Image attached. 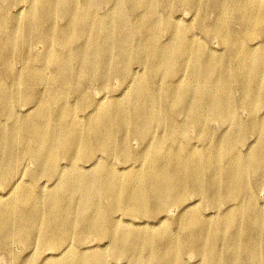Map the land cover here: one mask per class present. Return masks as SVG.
Instances as JSON below:
<instances>
[{
  "label": "bare ground",
  "instance_id": "1",
  "mask_svg": "<svg viewBox=\"0 0 264 264\" xmlns=\"http://www.w3.org/2000/svg\"><path fill=\"white\" fill-rule=\"evenodd\" d=\"M158 1L0 0V254L18 244L17 264H264V0ZM212 37L225 53H209ZM99 79L108 100L80 96ZM154 128L176 145L151 143ZM187 128L200 146L182 142ZM27 160L34 169L19 171ZM40 180L55 191H36ZM37 242L41 256L25 261Z\"/></svg>",
  "mask_w": 264,
  "mask_h": 264
},
{
  "label": "rangeland",
  "instance_id": "2",
  "mask_svg": "<svg viewBox=\"0 0 264 264\" xmlns=\"http://www.w3.org/2000/svg\"><path fill=\"white\" fill-rule=\"evenodd\" d=\"M160 4H165L166 2L164 1V0H159L158 1ZM121 4L123 5V7L125 8V9H128V7L129 6H127V4L126 3H124L123 4V2H121ZM28 5L25 3V2H19L18 3V5L17 6H13L12 8H11V13L15 16V15H17L16 13H17V11L20 9V8H26ZM97 10H96V12H97V14L100 16V17H103L104 15H108V14H110L111 13V11H112V8L110 7V5H101L100 7H97L96 8ZM93 11V10H92ZM160 11H162L161 9H160ZM94 12H95V10H94ZM137 14H140V13H142V11L139 9V10H136L135 11ZM108 13V14H107ZM158 14V18H162L163 16H162V14H163V12H161V13H157ZM23 15H24V12H23V14H21L19 17H16V18H18V20H19V18L22 20V17H23ZM130 16V17H129ZM175 18H179V19H181L180 21V23L182 24V25H187V23H190L189 21L191 20V15H189L184 9H178V12H176L174 15H173ZM172 16V17H173ZM128 17H129V19H128V22H129V25H130V27L131 28H135L136 27V15L135 14H132V13H129V15H128ZM212 18V17H211ZM20 20V21H21ZM132 20H133V22H132ZM170 20L172 21L173 20V18H170ZM174 21V20H173ZM56 24L57 25H59V26H63L64 24H65V22L62 20H60V19H57L56 21ZM102 32H104L103 30H101ZM119 30H114V32L113 33H115L114 34V36L113 37H115L119 32H118ZM122 32V31H121ZM126 32H128L127 30H125L124 31V33H126ZM123 33V32H122ZM129 34L130 33H132V32H128ZM127 34V33H126ZM162 36V37H161ZM166 36V37H165ZM189 36H190V34H189ZM131 37L133 38H135V39H137L139 36H137L136 34H132L131 35ZM167 35L166 34H160V40L162 41V42H165L166 41V39H167ZM100 39V38H99ZM101 40V39H100ZM83 42V40L81 39L80 41L78 40V41H76L75 42V44L73 43V47H75V46H78V45H80L81 43ZM207 45H208V47H207V50L209 51V53H220V54H223V53H225V52H223V49L221 48V46L219 45V42L216 40V39H214L213 37L212 38H209L208 40H207ZM72 46V45H71ZM34 46H32V48L31 47H29L30 48V53H32V54H34V55H36L37 56V54L38 53H40L41 51H42V48H41V45H36V47H34ZM40 47V48H39ZM25 48H27L26 46H24V50H25ZM33 51V52H32ZM35 51V52H34ZM36 51H38V53L36 52ZM25 53H26V50L24 51ZM115 52V53H114ZM112 53H114V56H113V54ZM112 53H111V55H112V57H119L120 56V53L118 52V51H112ZM19 68L20 67V65L17 63L16 64V68ZM110 70H112L111 68H110ZM135 70L138 72L137 73V75L139 76V77H141V74H142V70L138 67V68H135ZM143 75H145V73L143 74ZM146 76V75H145ZM144 77V76H143ZM113 79H110L109 81H110V84H111V86H112V88L113 89H117V88H119V83L118 82H116L115 80H113ZM102 81L99 79L98 81H96V82H90L89 81V83H85L84 85H82V90H84L83 92L84 93H81L80 94V96L81 95H86L89 99H92V100H97V99H100V97L103 99L105 96V91H100V90H98L100 87H99V84L101 83ZM92 83V84H91ZM91 85V86H90ZM91 87H92V89H91ZM94 87V88H93ZM88 90H87V89ZM98 88V89H97ZM37 90L38 91H42V90H44L43 89V86L42 85H39L38 87H37ZM120 90V91H119ZM96 91V92H95ZM100 92V95H99V92ZM123 92L124 93V95H123V98H125V99H128V97L131 95V93H132V90L131 89H128V91H127V89H126V86H121L119 89H118V92H114V93H117L116 95H118L119 97H121L120 96V94H122V93H120V92ZM125 92H126V96H125ZM128 93V94H127ZM92 95V96H91ZM109 95L110 94H107V98L109 97ZM95 97V98H94ZM106 97H105V99L106 100H108ZM122 98V97H121ZM104 99V102H107L106 100ZM68 100L70 101V102H75V100H73L71 97H69L68 98ZM76 101L78 102V99H76ZM122 107L124 106V105H121ZM28 104H26V103H22L18 108H16L17 109V111H19L21 114H24L27 110H28ZM19 109V110H18ZM241 111V112H240ZM239 112H238V116H239V118H241V119H239V120H241V121H243L246 117H247V114L244 112V111H242V110H240ZM264 112V108H261L259 111H258V113L259 114H264L263 113ZM242 113V114H241ZM241 114V115H240ZM246 116V117H245ZM245 117V118H244ZM178 119H180L181 121H183L184 119H183V116H181V117H179ZM210 124V125H209ZM208 124V128L209 129H212V131L214 132V133H218V132H222L224 129H226V128H230V127H228L226 124H223L222 126H221V129L219 130L218 128H219V126H217L218 124L217 123H209ZM222 127H224V128H222ZM215 129V130H214ZM219 131H218V130ZM187 130V137L188 138H183L182 139V142L183 143H188V144H190V145H194V146H196V145H198V146H200V143L197 141V140H195V139H193V137L195 136V130L193 129V128H187L186 129ZM222 130V131H221ZM217 131V132H216ZM156 132V133H155ZM166 134V136H165V134ZM162 134V135H161ZM167 134H168V131H167V128H163V129H161V128H154V139L153 140H151L150 142L151 143H155L158 139H160V138H164L165 140L164 141H166V138H167ZM158 135V136H157ZM193 135V136H192ZM163 136V137H162ZM192 136V137H191ZM250 137V138H249ZM189 139V140H188ZM193 139V140H192ZM257 138L255 137V136H248L247 138H246V143H245V145H252V149L254 150V149H256L258 146H257V144H259L258 143V140H256ZM184 140V141H183ZM250 140H251V142H250ZM257 142H256V141ZM248 143V144H247ZM253 143H254V146H253ZM172 144V145H171ZM166 145H170V146H175L174 145V143L172 142V141H170V140H168V141H166ZM245 145L244 146H240V147H242V148H240L239 147V149H240V151L241 152H245V150H246V148H245ZM130 146L132 147V148H134V149H136V150H140L141 148H142V146H138L137 144H135V142L134 141H130ZM136 146V147H135ZM27 162H29L28 160H27ZM27 162H23L22 163V165H19V171H27L28 169L30 170V171H32V169H34V166H33V164L31 163V162H29V163H27ZM115 163V164H114ZM121 163V161H119V160H113V164H114V166L116 167V168H119V167H122L123 165H122V163ZM63 164V163H62ZM31 165V166H30ZM29 166V167H28ZM90 166V164L87 166V167H89ZM21 167V168H20ZM32 167V168H31ZM25 169V170H24ZM28 170V171H29ZM43 183L44 184H46L43 188H42V186H43ZM38 184H40V186L39 187H37L36 189V191H38V192H42V193H44V192H47V191H55L54 189H55V186H51V183L49 184L48 183V185H47V182H45V181H43V180H40V181H38ZM47 186V187H46ZM51 186V188H49ZM45 190V191H44ZM4 192H6V193H4ZM2 193V194H1ZM254 193H255V195H257V197H258V200H259V203H264V190H258V191H254ZM6 194H7V190H4V191H0V197H7L6 196ZM193 198V199H192ZM191 199V200H190ZM194 200V201H193ZM197 200V198H195V197H193V196H190L187 200H186V203H188V204H196V207H201V204H200V202H197L196 201ZM226 208H225V206H223V207H220L219 208V211L220 212H222V211H224ZM204 211V214H208V215H212L214 212L212 211V210H208V209H206L205 207H204V209H203ZM262 210H264V207L262 208ZM176 210H174V209H171V211H170V216H169V219H170V217H172V216H174V215H176ZM211 213V214H210ZM174 214V215H173ZM164 217V216H166V214H161L159 217H158V219H160L161 217ZM131 220H133V219H131ZM134 221V220H133ZM136 221H140V220H135V222ZM157 220H155V222H156ZM152 222V225H153V223H154V221H151ZM137 223V222H136ZM164 223H166V222H164ZM167 224V223H166ZM155 225V224H154ZM90 240V241H89ZM89 241V242H88ZM94 242V243H93ZM13 244V245H12ZM95 244V245H94ZM98 244V245H97ZM84 245V246H83ZM108 246V242L105 240V242L104 241H102V242H99V243H97V242H95V241H93V240H91V239H86V241H85V243H83L82 244V246L85 248V247H87V248H90V247H94V246H101V247H105L106 249H107V246ZM10 247V248H9ZM9 247H8V251H7V253H1L0 254V264H11L12 262L14 263V264H17L18 263V261H16V260H21L23 257H25L26 255H27V253L26 252H21L22 250H21V248L19 247V245L18 244H16V243H11V245H9ZM19 247V248H18ZM35 247V248H34ZM10 249V250H9ZM35 249V250H34ZM13 250V251H12ZM31 251H32V253H30L29 255H30V258L29 259H27V260H25V261H29L31 258H32V260L34 259V257H38V256H41L40 254H39V242H37L36 243V245L34 244V245H32V248H31ZM34 251V252H33ZM19 252H21V253H19ZM51 252L52 251H46V254L45 255H47V254H51ZM24 253V254H23ZM16 254L19 256H17L16 257ZM32 254V255H31ZM9 255V256H8ZM34 255H36V256H34ZM6 256H7V258H6ZM12 257V258H11ZM20 258V259H19ZM12 259V260H11ZM14 259V260H13ZM107 259H108V261H109V263L111 262V263H114V264H122V263H125V262H121V261H119V260H117V261H115V260H113L112 258H111V256H108L107 257ZM112 259V260H111ZM193 259L192 258H189L188 259V262L189 263H191V262H193L192 261Z\"/></svg>",
  "mask_w": 264,
  "mask_h": 264
}]
</instances>
